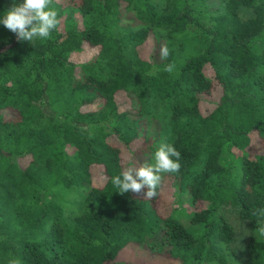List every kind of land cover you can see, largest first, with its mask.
I'll return each instance as SVG.
<instances>
[{"label": "trees", "instance_id": "trees-1", "mask_svg": "<svg viewBox=\"0 0 264 264\" xmlns=\"http://www.w3.org/2000/svg\"><path fill=\"white\" fill-rule=\"evenodd\" d=\"M12 3L0 0V17ZM50 7L49 39L18 41L0 24V48L15 42L0 53V264H234L222 205L250 227L246 264H264V0ZM123 10L144 25L120 27ZM161 141L181 153L179 173L153 200L118 193L111 178ZM183 194L198 232L171 214Z\"/></svg>", "mask_w": 264, "mask_h": 264}, {"label": "clouds", "instance_id": "clouds-1", "mask_svg": "<svg viewBox=\"0 0 264 264\" xmlns=\"http://www.w3.org/2000/svg\"><path fill=\"white\" fill-rule=\"evenodd\" d=\"M52 0H13L2 17L0 24L15 34L18 41L33 42L35 39H49L53 30L60 24L58 12L50 7ZM169 56L167 46H161L162 60ZM174 64H167L163 70L174 71ZM181 153L171 144L161 141L152 156V162H145L137 166H129L119 175L111 178L112 184L121 195L135 193L144 199L153 200L158 196V188L162 181V174H178L181 169L179 163ZM264 215V210H259ZM256 214V213H254ZM264 235V226L259 228ZM8 264H21L18 258H10Z\"/></svg>", "mask_w": 264, "mask_h": 264}, {"label": "rangeland", "instance_id": "rangeland-1", "mask_svg": "<svg viewBox=\"0 0 264 264\" xmlns=\"http://www.w3.org/2000/svg\"><path fill=\"white\" fill-rule=\"evenodd\" d=\"M61 1L67 4L70 3V0H61ZM240 15L244 19L249 18L253 15V9L245 6H241ZM74 18L79 20L80 22L82 21L79 11L75 12ZM69 21H70L69 18L63 19L61 22V26L64 27L65 24L69 23ZM118 24L120 25V27L139 28L144 25V22L136 16L134 11L123 10L120 20H118ZM256 46L258 48H264V41L256 43ZM151 47H152V43H149V45L147 46L141 47L143 54L147 55L148 52L151 50ZM89 54L90 53H87V57L90 56ZM83 55L84 54L82 52H74L70 54V59L78 62L82 60ZM152 120L155 119L150 120V124H149L150 128L151 127L156 128L157 126H159V121L156 123V121H152ZM261 149L262 146L258 142L255 144V146H253L252 152L253 153L259 152L261 151ZM152 156L153 153L146 154L144 157V162H152ZM166 174L167 173L162 174V178H164ZM173 208L174 209L172 210L171 214L179 221H181L185 225V227H187L190 231L198 232L201 229L200 224L193 223L191 220L192 215L196 211V208L192 203L191 197L189 195L183 194L181 196L180 203ZM218 211L233 225L235 230V235H234L235 239L231 245L234 254H231L229 256L230 261H232L234 264H246L247 244L249 242V236H250L249 225L247 224V222L242 221L238 217L236 209L231 207L230 205H222ZM70 213L71 211H67V214ZM133 251H135V247L128 248L127 252L124 253L127 256L125 255L124 256L128 257V252H129V256L132 255ZM138 258L143 260H148L146 254L141 252H138Z\"/></svg>", "mask_w": 264, "mask_h": 264}, {"label": "water", "instance_id": "water-1", "mask_svg": "<svg viewBox=\"0 0 264 264\" xmlns=\"http://www.w3.org/2000/svg\"><path fill=\"white\" fill-rule=\"evenodd\" d=\"M16 40H17V38H16ZM15 44V42H13L12 44H10V45H6L5 47H3V48H0V53H2V52H4L6 49H8V48H10L12 45H14Z\"/></svg>", "mask_w": 264, "mask_h": 264}]
</instances>
